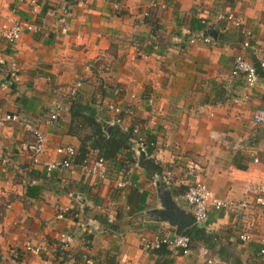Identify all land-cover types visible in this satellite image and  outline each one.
Here are the masks:
<instances>
[{"label": "crops", "instance_id": "1", "mask_svg": "<svg viewBox=\"0 0 264 264\" xmlns=\"http://www.w3.org/2000/svg\"><path fill=\"white\" fill-rule=\"evenodd\" d=\"M13 9L38 31L23 30L15 45V78L0 75V117H17L0 126V155L9 162L0 166V264H10L12 251L20 264H206L197 254L202 246L210 264H263V224L244 187L264 183V123L251 120L264 110V0H0V24ZM219 13L250 32V48L237 29L216 20ZM193 34L209 42L191 44ZM2 51L0 42V60ZM235 55L256 67L253 86L229 75ZM75 101L89 106L106 132L115 127L107 105L130 109L132 117L122 114L116 126L125 132L136 123L153 140L149 159L132 150L129 186L116 188L120 170L110 163L103 180L82 176L75 158L72 175L45 172L43 163L58 158L55 148L81 149L68 112ZM54 111L56 120L47 122ZM25 124L46 137L41 164L30 163ZM83 151L97 157L88 143ZM165 169L170 186L157 183ZM191 182L245 207L211 211L197 224L180 198ZM29 187L35 196L26 195ZM188 230L200 240L187 254L147 249L155 235ZM26 242L43 251L26 252Z\"/></svg>", "mask_w": 264, "mask_h": 264}, {"label": "built area", "instance_id": "2", "mask_svg": "<svg viewBox=\"0 0 264 264\" xmlns=\"http://www.w3.org/2000/svg\"><path fill=\"white\" fill-rule=\"evenodd\" d=\"M37 8L36 5L32 6V11H35ZM52 11H45L44 16L49 17L52 16ZM10 16L5 19V21L0 24V42L2 43V55H3V63H0V75H10L12 78H15L16 73L18 72V64L16 61L14 48L17 41L20 38V35L23 30L37 32L38 30L36 27H31L30 25L26 24L23 25L21 21L16 17V11L13 9L10 11ZM217 21H223L237 31L242 36V47L248 49L250 48V32L246 30L240 22H238L231 13H219L216 16ZM186 33H190L186 31ZM189 43H208L209 38L202 37L199 34H193L189 40ZM3 60H0L3 61ZM264 64L259 63V68L263 69ZM229 75L231 77H238L239 75L242 76L244 83L246 86L251 87L257 81V71L256 67L249 63L248 61L244 60L240 55H235L232 58ZM118 91L115 90L114 93L116 94ZM107 109L112 113L111 123L117 126L122 125V114L129 115L132 117V110L125 109L121 110L115 104L107 105ZM56 111L52 113L47 122L55 121L56 120ZM252 123L255 125H261L264 123V110L258 108L252 115ZM17 117L12 114H5L0 117V126L7 123L16 122ZM24 127L26 131L30 135V142L26 144L25 150L29 154L30 163L32 166L41 164L40 158L46 152V137L43 133L39 130L30 126L29 124H25ZM131 134L133 136L132 143L133 149L139 148L144 149L145 144L142 140L140 135V130L138 124L134 123L131 125ZM55 155L58 156L57 159L52 160L50 162L43 163V168L46 173L49 172H67L69 175L74 174L75 169L73 166V160L77 156V152L71 146H64V147H57L54 149ZM9 162L5 156L0 155V166H8ZM107 162L100 157H96L92 160L84 158L78 164V171L84 177H94L97 179L103 180L106 175L107 170ZM117 180L115 181V186L117 189H123L125 186L130 185L129 181V173L128 170H121L117 173ZM173 182V176L169 169H165L162 174L160 175L158 182L163 186H170ZM152 184L154 185L155 182L153 181ZM244 192L246 194H252L255 196V203L258 206L259 216L261 217L262 224H263V233L259 237V245L260 248L258 250V255L263 261L264 264V183L261 185L257 184H246L244 187ZM180 198L188 207L189 213L193 219V221L197 224H202L206 221L208 213L213 212H223L227 210H233L234 208H244L245 204L238 203L232 200L220 199L216 198L212 192L202 183L200 182H191L186 185L185 190L181 193ZM57 219H61L62 215H56ZM62 243L60 244L59 249L64 251L66 249V238L61 235ZM238 239L241 242L248 240V235L240 234ZM193 245V242L188 236L178 234L173 235L171 237L153 236L147 244V249L150 251L158 250L161 247L168 248L170 250H176L180 254L184 255L187 254ZM24 250L26 252H31L34 254H41L43 251L42 248L39 247H32L28 242L24 244ZM197 254L200 258H202L206 264H210L211 260L208 258V251L204 247H199L197 250ZM11 260L10 264H20V262L16 261V253L14 251L11 252ZM52 260L55 261V258L52 257Z\"/></svg>", "mask_w": 264, "mask_h": 264}, {"label": "trees", "instance_id": "3", "mask_svg": "<svg viewBox=\"0 0 264 264\" xmlns=\"http://www.w3.org/2000/svg\"><path fill=\"white\" fill-rule=\"evenodd\" d=\"M190 29L192 28L190 27ZM197 29H201V27L198 26ZM68 112L70 114L72 127L81 131L77 134L82 143L81 149L75 157L78 163L86 158L83 148H85L86 143H88L89 149L97 151V157L102 158L107 163L113 164L116 170L125 171L128 169L134 147L132 143L133 136L131 134V125L134 123H131L125 132L121 131L116 125L109 132H106L101 125L95 122L94 111L91 110L89 106L78 103L77 101L70 102ZM141 137L145 144L143 150L149 159L153 149V140L146 139L143 134ZM118 155H122L119 160L116 159ZM35 190L36 189L33 187L27 188L26 195L29 197L35 196ZM82 231V234L86 235V229ZM182 235L188 236L193 244L200 240L199 233L190 230L183 232ZM161 250H164V247L155 251L159 253ZM58 253L57 251L55 255Z\"/></svg>", "mask_w": 264, "mask_h": 264}, {"label": "water", "instance_id": "4", "mask_svg": "<svg viewBox=\"0 0 264 264\" xmlns=\"http://www.w3.org/2000/svg\"><path fill=\"white\" fill-rule=\"evenodd\" d=\"M138 150H141L139 148H137ZM163 206L165 207L166 210H170L172 208V204L170 203V198L166 197L163 200ZM170 213V212H169Z\"/></svg>", "mask_w": 264, "mask_h": 264}]
</instances>
